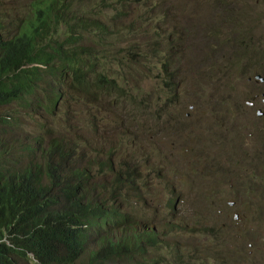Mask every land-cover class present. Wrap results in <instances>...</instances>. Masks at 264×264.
I'll return each mask as SVG.
<instances>
[{
  "label": "trees",
  "instance_id": "trees-1",
  "mask_svg": "<svg viewBox=\"0 0 264 264\" xmlns=\"http://www.w3.org/2000/svg\"><path fill=\"white\" fill-rule=\"evenodd\" d=\"M151 1L31 0L27 11L11 14L0 1V264L188 263V244L174 235L187 227L151 225L130 210L142 199L136 164L129 157L115 163L116 144L102 151L95 132L88 139L77 131L80 122L98 125L101 95L125 94L127 73L113 76L103 65L124 57L113 54L123 52L119 45L134 48L137 65L148 58L143 51L162 44L146 38L143 16L126 30L112 29L104 10L120 19L146 6L170 19L161 0ZM128 69L133 79L136 68ZM175 86L168 81L165 92ZM64 115L73 133L57 129L54 118ZM166 191L174 209L177 190ZM203 256L196 253L198 261Z\"/></svg>",
  "mask_w": 264,
  "mask_h": 264
},
{
  "label": "rangeland",
  "instance_id": "rangeland-1",
  "mask_svg": "<svg viewBox=\"0 0 264 264\" xmlns=\"http://www.w3.org/2000/svg\"><path fill=\"white\" fill-rule=\"evenodd\" d=\"M29 1L3 0L9 14L20 6L27 11ZM151 2L153 7L158 0ZM161 5L165 14L170 9V19L156 16L158 9L146 13V6L129 8V16L120 19L114 9L104 10L112 29L126 30L143 16L144 25L149 22L146 38L162 44L143 51L148 58L137 65L134 48L123 44V52L113 54L124 57L104 61L113 76L127 73L125 94L101 95L98 125L80 122L78 135L90 139L95 132L102 151L117 145L115 163L129 157L136 164L142 199L129 208L151 225L170 221L187 227L174 233L188 244L186 264H264V221L257 213L264 199L255 188L248 191V179L241 176L264 172V159L255 152L256 144L264 146V118L257 116L259 109L264 112L262 96L252 109L247 104L264 93V82L254 78L264 77V0H161ZM121 62L127 65L120 69ZM170 80L176 86L166 93ZM64 117L54 118L57 129L73 133ZM166 186L177 190L174 209L167 206Z\"/></svg>",
  "mask_w": 264,
  "mask_h": 264
},
{
  "label": "flooded vegetation",
  "instance_id": "flooded-vegetation-1",
  "mask_svg": "<svg viewBox=\"0 0 264 264\" xmlns=\"http://www.w3.org/2000/svg\"><path fill=\"white\" fill-rule=\"evenodd\" d=\"M254 78L259 81V79H257V76L254 77ZM252 79H253V77H249L248 78L249 81H251ZM261 96H262V98H261ZM260 98H261V101L264 103V93H260V92L255 93L252 96V100L251 101L247 100V104H248V106H250V107H248V106L247 107L252 109L255 106L256 102L259 101ZM257 116H258L259 119H263L264 118V112H262V110L259 109L257 111ZM260 135L262 136L261 133H260ZM256 146L258 148L255 149V152L258 153L261 156V157H259V159H261V158L264 159V146H261L260 144H256ZM250 152L251 151H249V153ZM248 167H249V169L252 168L251 165H248ZM213 172H216V171H213ZM263 173L264 172H262V174L259 173L258 177H257V175H250L249 173H244V175L242 174L241 176L248 179L247 184L249 183V186L246 189L248 191H251V190H253L255 188L256 192L258 194H260V198L264 199V174ZM247 175H249V176H247ZM257 211H258L257 213L260 215L261 219L264 221V209L260 208ZM236 218H238L237 214H236Z\"/></svg>",
  "mask_w": 264,
  "mask_h": 264
},
{
  "label": "water",
  "instance_id": "water-1",
  "mask_svg": "<svg viewBox=\"0 0 264 264\" xmlns=\"http://www.w3.org/2000/svg\"><path fill=\"white\" fill-rule=\"evenodd\" d=\"M257 79L264 81V77H262L261 75H257Z\"/></svg>",
  "mask_w": 264,
  "mask_h": 264
}]
</instances>
